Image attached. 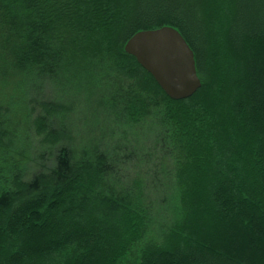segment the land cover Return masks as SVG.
<instances>
[{
  "label": "trees",
  "instance_id": "trees-1",
  "mask_svg": "<svg viewBox=\"0 0 264 264\" xmlns=\"http://www.w3.org/2000/svg\"><path fill=\"white\" fill-rule=\"evenodd\" d=\"M206 1L0 0V264H264V0ZM164 25L186 98L124 50ZM117 127L169 154L156 206Z\"/></svg>",
  "mask_w": 264,
  "mask_h": 264
},
{
  "label": "water",
  "instance_id": "water-1",
  "mask_svg": "<svg viewBox=\"0 0 264 264\" xmlns=\"http://www.w3.org/2000/svg\"><path fill=\"white\" fill-rule=\"evenodd\" d=\"M124 50L173 99L189 97L201 86L193 50L175 27L139 30L126 41Z\"/></svg>",
  "mask_w": 264,
  "mask_h": 264
},
{
  "label": "rangeland",
  "instance_id": "rangeland-1",
  "mask_svg": "<svg viewBox=\"0 0 264 264\" xmlns=\"http://www.w3.org/2000/svg\"><path fill=\"white\" fill-rule=\"evenodd\" d=\"M204 2L209 3L202 0L203 5ZM201 10L197 11V17L204 22V14ZM116 130V136L113 140L115 142L119 139V144L122 145L119 146L120 160L118 165L114 166V170L117 172L115 175L119 176L118 182L129 183V180L139 176L141 185L146 189L147 195L152 202H155L156 206V203L159 202V200L156 201L157 196L161 198L162 192L167 191L171 185L172 169L169 154L158 147L157 136L152 132H146L139 128L138 133L135 132L137 129H131V131H127L128 134L125 136H119L118 127Z\"/></svg>",
  "mask_w": 264,
  "mask_h": 264
}]
</instances>
